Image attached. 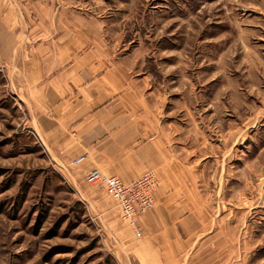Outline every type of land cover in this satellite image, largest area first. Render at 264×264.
<instances>
[{
    "label": "rangeland",
    "instance_id": "rangeland-1",
    "mask_svg": "<svg viewBox=\"0 0 264 264\" xmlns=\"http://www.w3.org/2000/svg\"><path fill=\"white\" fill-rule=\"evenodd\" d=\"M29 4L19 7L24 15L33 14ZM50 4L64 21L85 18L102 29L118 53L138 52L162 90L163 128L177 149L179 177L188 170L202 177L212 211L221 205L217 218L235 237L234 256L222 241L214 260L264 264V0ZM2 61L0 264H145L132 249L155 243L154 226L141 223L136 237L115 209L104 210L110 196L102 188L79 193L66 176L75 166L67 171L52 162Z\"/></svg>",
    "mask_w": 264,
    "mask_h": 264
},
{
    "label": "crops",
    "instance_id": "crops-1",
    "mask_svg": "<svg viewBox=\"0 0 264 264\" xmlns=\"http://www.w3.org/2000/svg\"><path fill=\"white\" fill-rule=\"evenodd\" d=\"M24 1L0 0V58L52 162L68 171L86 157L66 175L83 197L93 169L124 181L155 172L156 207L141 219L143 226H154L155 243L145 240L132 249L140 262L229 264L214 256L224 241L233 257L235 237L217 218L221 205L212 211L202 177L189 170L188 177H179L177 149L163 128L162 90L151 84L138 52L118 53L88 19L62 20L50 0H26L33 14L24 15ZM109 198L104 210L115 209L120 217Z\"/></svg>",
    "mask_w": 264,
    "mask_h": 264
},
{
    "label": "built area",
    "instance_id": "built-area-1",
    "mask_svg": "<svg viewBox=\"0 0 264 264\" xmlns=\"http://www.w3.org/2000/svg\"><path fill=\"white\" fill-rule=\"evenodd\" d=\"M86 157L74 160L70 167L80 165ZM86 183L98 186L115 201L120 219L135 234L142 235L141 219L156 207V195L160 187L158 176L147 172L133 181H124L116 176H108L98 169H93L86 176Z\"/></svg>",
    "mask_w": 264,
    "mask_h": 264
}]
</instances>
